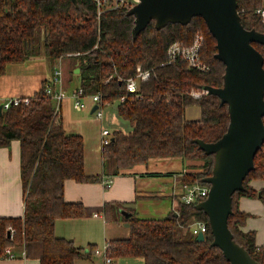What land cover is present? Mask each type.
Masks as SVG:
<instances>
[{
	"label": "trees",
	"instance_id": "16d2710c",
	"mask_svg": "<svg viewBox=\"0 0 264 264\" xmlns=\"http://www.w3.org/2000/svg\"><path fill=\"white\" fill-rule=\"evenodd\" d=\"M236 3L242 27L264 33L255 14L264 0ZM131 7H115L109 0L98 14L93 0H76V4L72 0H0V78L7 66L24 64L42 54L52 63L60 57L72 58L83 94L100 95L103 106L124 97L117 112L132 128L127 134H111L110 143L101 146L102 175L87 176L83 139L66 135L60 107L56 110L55 102L45 94L46 81L29 97L28 105L2 112L0 148L12 141L20 144L24 211L22 217H0V259L7 257V249L11 253L22 250L26 259L39 264H75L92 256L95 246L78 248L54 232L57 220L80 218L93 210L64 200L67 180L100 183L152 160L181 159L198 163L182 183L207 185L202 180L212 174L214 155H206L193 141L219 140L229 125L228 107L216 96L194 99L190 94L204 86H223L225 67L214 58L216 41L201 17L162 29L151 21L134 38L135 19L128 14ZM197 35L203 39L199 56L208 72H197L181 60L169 63L168 47L176 42L188 46ZM252 46L262 55L264 69V45ZM137 68L148 71L149 77L139 82L136 95L128 94L125 80L134 77ZM193 109L197 115L190 118ZM254 181L262 182L259 191L253 188ZM242 184L243 190L232 195L227 226L235 243L264 264V243L257 246L255 233L242 231L249 215L238 207L240 198H257L264 204V143ZM199 202L186 205L179 200L176 211L161 219L132 214L124 220L129 225L128 237L106 241L107 256L113 263L139 258L143 264H230L217 247L210 246L213 238L207 216L195 208ZM121 207L119 203L105 204L106 220L117 222ZM194 222L207 224L203 242H197L189 231Z\"/></svg>",
	"mask_w": 264,
	"mask_h": 264
},
{
	"label": "crops",
	"instance_id": "0c3cea01",
	"mask_svg": "<svg viewBox=\"0 0 264 264\" xmlns=\"http://www.w3.org/2000/svg\"><path fill=\"white\" fill-rule=\"evenodd\" d=\"M33 64H39L37 60ZM71 64V63H70ZM74 65L73 73L76 71ZM56 64L49 63L41 66L43 76L39 73L40 78L33 82L32 95L39 89L41 82L48 81L52 75L53 68ZM21 65H9L5 74L0 78V97L10 99L15 97L27 96L31 92L19 90L21 78L19 73L22 69ZM63 73V71H62ZM68 74V73H67ZM63 74V88L68 97H65L60 104L62 115L63 129L66 135H79L83 139V155H84V173L87 176L102 175L101 160V131L109 129L112 134L115 131L123 133L131 132L132 128L129 123L119 117L117 105L112 102L106 104L102 108V118L97 119L91 110L93 104L90 98H84L85 108H80L75 104L71 97L73 91L69 90L68 75ZM78 82L79 78L75 77ZM69 92V93H68ZM116 101V100H115ZM89 107V108H88ZM89 115L94 117V128L86 129L83 125L87 111ZM79 112V113H76ZM196 110H192L188 116L195 118ZM91 120V119H90ZM106 127V128H105ZM197 162L182 161L181 159H163L152 160L145 166H136L122 175L112 178L109 188H105L100 183H77L73 180H67L64 183L63 197L66 202H80L83 206L93 209L85 216L74 219H61L55 223L54 232L57 237L64 238L73 242V244L81 249H86L89 245L98 246L92 242H82L81 237H87V241H93L96 234L101 231L104 233L105 242L112 239H122L129 235V225L124 222L132 214L142 218L161 219L169 213L175 212L179 197L182 193V179L186 173H191L192 166ZM253 188L259 191L262 188L261 181H254ZM107 203L121 204V210L117 214V222H108L102 211L103 206ZM239 210L249 215L245 225L241 228L244 232H254L257 246L264 243V204L257 198H240L238 202ZM24 211L23 191L20 180V144L18 141H12L8 147L0 148V217H22ZM97 215L95 217L94 215ZM127 215H129L127 217ZM96 222L97 227L82 225V222ZM101 220V222H100ZM79 222V230L75 223ZM77 240L80 242L77 244ZM103 247V246H102ZM13 258L5 257L0 259V264H39L38 260L26 259L22 250H12ZM136 259V258H133ZM114 262L118 264L119 261ZM141 262V259L138 258ZM75 264H103L102 259L92 254L89 259L77 260Z\"/></svg>",
	"mask_w": 264,
	"mask_h": 264
},
{
	"label": "water",
	"instance_id": "95a60500",
	"mask_svg": "<svg viewBox=\"0 0 264 264\" xmlns=\"http://www.w3.org/2000/svg\"><path fill=\"white\" fill-rule=\"evenodd\" d=\"M72 2L76 4V0ZM128 14L135 19L134 38L151 21L162 29L167 24L186 25L193 17H201L215 39L214 58L225 67L223 86L201 89L227 105L229 125L216 142L193 141L206 155H214L212 174L202 180L209 185L208 195L195 208L207 216L213 238L210 246L217 247L230 264H258L235 243L227 220L232 195L243 190V180L254 169V157L264 143L263 57L252 46L264 45V33L242 27L236 0H137ZM75 73H79L78 68ZM96 109L94 106L91 113ZM195 240L203 242L204 235L198 233Z\"/></svg>",
	"mask_w": 264,
	"mask_h": 264
},
{
	"label": "built area",
	"instance_id": "2783aa9c",
	"mask_svg": "<svg viewBox=\"0 0 264 264\" xmlns=\"http://www.w3.org/2000/svg\"><path fill=\"white\" fill-rule=\"evenodd\" d=\"M96 3L98 14L101 13V8L105 6L109 0H93ZM137 0H113V4L115 7H119L126 4H134ZM255 14L260 18L262 24L264 25V5L262 8L257 9ZM203 39L201 36H196L192 43L188 46L182 45L178 42L171 44L167 49V57L169 63H173L176 60H181L185 62L188 67L196 70L197 72L206 73L209 68L207 65L202 63L199 53L202 47ZM75 56L78 54H74ZM68 57L72 55H67ZM63 58H58L57 64L53 68L52 75L50 79L47 81V85L45 87V94L55 102L56 110L59 109L61 102L67 96L65 90L63 88V73L62 69L59 66L61 60ZM149 77L148 71H141L137 68V73L134 77H131L125 80L126 92L128 94L136 95L138 91V85L141 81H146ZM191 97L194 99H199L203 95H207V91L205 90H197L191 92ZM71 97L74 99L75 104L80 108H85V104L83 102L84 98H90L91 102L97 106V109L94 111V115L97 119L102 118V108L101 104V96L96 95H84L82 89L78 88L73 91ZM119 103L125 101L124 97L118 99ZM29 97H15L10 99H3L0 97V106L1 111L4 112L8 110L10 107H17L20 105H28ZM111 133L107 129H103L101 131V146H106L110 143ZM105 188H109L112 183V178L103 179L102 182ZM209 192V186L201 185V184H183L182 185V193L179 197L180 202L189 205L192 203L199 202L202 199H206ZM97 217V215H94ZM190 232L197 236L198 233H204L207 231V224L204 222H194L189 226ZM108 244L105 243L101 250L96 249L93 252V255L98 256L102 259L103 264H114L113 260L107 256ZM5 254L9 258H13V255L9 249L5 251Z\"/></svg>",
	"mask_w": 264,
	"mask_h": 264
},
{
	"label": "rangeland",
	"instance_id": "374dc122",
	"mask_svg": "<svg viewBox=\"0 0 264 264\" xmlns=\"http://www.w3.org/2000/svg\"><path fill=\"white\" fill-rule=\"evenodd\" d=\"M135 4H136V2H134V5ZM127 5H129V4H127ZM134 5L132 4V7ZM35 60H37L39 62V64H33V61H35ZM49 63H51V60L48 57H46L45 55L42 54L39 57H33V58L29 59L26 63L22 64L23 66H22L21 72L19 73L20 78L22 80L20 82V85L17 86V87H19V90L20 91H24V92H28V93L31 92L27 96H32V92H33L34 89L32 91H29V90H30V88L31 89L34 88L33 87L34 86L33 82L40 78L39 73L43 76V70H41V66L44 65V64L49 65ZM72 63H73V59L72 58H63L61 60L60 64H59V66L61 67V69L63 71V74L65 76V81H67L66 80V77H67L66 74L68 73L67 74L68 75V80H70V81H68L67 83H69L70 85H69V88H68L69 90H67V91H69V92L72 91V90H75L76 87H78V85H79L78 80L75 78V77H77L78 74L77 75L76 74H74V75L71 74V71L74 68V65ZM54 64H57V61L54 62ZM68 96H69V94H67L66 97H68ZM116 103H117V100L112 102L113 105H115ZM76 113H79V112H76ZM85 113H88V114H86L84 118L82 117L81 121H83V125H84V127L86 129H91L92 130L94 128V124H95L94 123V117L92 115H89V111H87ZM107 130H109V129H107ZM142 218H145V217L143 216ZM162 218H165V217H162ZM146 219H151V218L148 217ZM154 219H157V217H155ZM85 221L86 222H82V225L89 226V228L91 230H92V226L94 228L97 227V223L96 222H90L89 220H85ZM100 222H101V220H100ZM79 224H80L79 222L75 223V226H77V230H79ZM91 236H93V239H92L93 241H87L86 240L87 237H83V236L81 237V239H82L81 241L85 242L84 247L86 246L87 242H92V243H94V244H96L98 246L99 250H101L103 248L102 246H104L105 243H106L105 242L104 233L101 231L100 233L96 234V236L94 237V234L92 232ZM80 242L77 240V244H79ZM118 264H143V262L138 260V258H136V259H123L122 261H119Z\"/></svg>",
	"mask_w": 264,
	"mask_h": 264
}]
</instances>
